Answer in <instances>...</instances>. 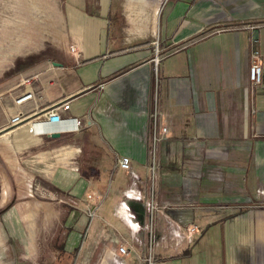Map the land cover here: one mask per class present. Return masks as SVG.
<instances>
[{"label": "crops", "instance_id": "1", "mask_svg": "<svg viewBox=\"0 0 264 264\" xmlns=\"http://www.w3.org/2000/svg\"><path fill=\"white\" fill-rule=\"evenodd\" d=\"M128 3L130 11L144 1ZM66 8L79 21L69 56H15L0 70V160L52 172L69 212L63 236L53 238L55 264H147L149 248L153 264H264V29L222 27L225 13L210 0H165L149 9L144 30L124 29L121 0ZM154 32L155 65L151 39L136 40ZM252 37L257 86L247 80ZM26 91L33 97L18 109L27 120L5 128L13 100ZM63 101L68 110L55 109ZM50 110L58 122L45 121ZM153 123L165 129L157 141ZM120 157L128 171L117 169ZM106 179L113 186L103 210L114 220L96 222L81 238L82 216L101 206L96 195ZM74 209L80 215L71 219ZM119 245L125 255H117Z\"/></svg>", "mask_w": 264, "mask_h": 264}, {"label": "rangeland", "instance_id": "2", "mask_svg": "<svg viewBox=\"0 0 264 264\" xmlns=\"http://www.w3.org/2000/svg\"><path fill=\"white\" fill-rule=\"evenodd\" d=\"M121 1L124 29L130 25L135 26V30H144V23L147 21L145 19L151 16L149 9L158 7L159 11L161 3L165 0L133 3L130 11L128 0L126 4L125 0ZM210 1L214 9L219 8L225 13L223 18L219 19L222 27L235 25L246 27L248 30L264 29V0ZM82 2L83 0H0V70L15 56L42 53L41 56L49 57L59 53L69 56L68 48L73 46L75 40L72 36L75 30L72 31L71 28L79 21L73 19L72 13L69 14L65 7L81 5ZM150 31L152 32V26ZM147 39H151L154 50L155 32L143 34L136 40ZM159 46L157 37L158 51ZM152 113L155 119L154 109ZM2 160L9 161L4 158ZM57 163L43 162L50 167H57ZM0 164V264H55L53 238L63 236L65 229L60 225L66 220L69 212L63 209V197L52 189H58L53 183L52 172H30L25 162L20 160H16L15 164L4 161L2 163L0 160ZM15 165L18 166V171L15 170ZM69 166L73 167L72 164ZM112 186L113 182L106 179L100 193L96 195L97 200L102 202L101 206L92 216L87 212L82 216L84 230L80 231L81 238L90 237L96 222L101 224L102 220H108L109 213L103 210V206L106 203V193ZM86 192H90L88 187ZM85 193L83 202L90 205L91 202L86 200ZM83 202L79 201L80 207L84 209ZM71 214V219L77 218L80 211L74 209ZM109 219L114 220L111 216ZM30 223L31 244L28 243Z\"/></svg>", "mask_w": 264, "mask_h": 264}, {"label": "built area", "instance_id": "3", "mask_svg": "<svg viewBox=\"0 0 264 264\" xmlns=\"http://www.w3.org/2000/svg\"><path fill=\"white\" fill-rule=\"evenodd\" d=\"M249 42H250V53H249V65H248V69H247V80L252 86H257L260 84V81H261V64H260V59H259V52L256 48L257 40L252 37L249 40ZM153 44H154V50H153L154 52H153L152 62L155 65L157 63L159 51L157 48V42L155 41ZM69 50H70V52H73L72 47H69ZM26 82L27 81H25L24 83H26ZM32 97H33V93L26 91V92H23L21 95H19L17 98H15L13 100V104L17 109L9 116L5 128L16 127L18 125H21L22 123H24L27 120L29 115H26L25 113H23L18 108H20L24 102L31 100ZM55 109H59L60 111L65 112L68 110V103L66 101L60 102ZM59 120H60L59 115H57V113L55 111L50 110L46 115L45 121L50 122V123H56ZM71 121L74 123L75 129H77V127L79 125V122L77 121V119H71ZM28 127H29V129H31L32 124L29 125ZM151 132H152L151 133L152 141H157V140H159V137H158L159 134H164L165 129L164 128L157 129L156 125L153 123V127H152ZM117 169L122 170V171H128L129 170V159L127 157H120L117 161ZM153 171H154V169H153V166L151 165V169H150L151 175H152ZM133 179H135L134 176H133ZM133 190L134 189L130 188L128 190L129 192L125 196L130 197L131 195H133L134 194ZM257 193L259 195L262 194L261 191H257ZM86 198H87V200L94 201V199L90 195H87ZM95 208H96V205H94V204L90 207H87L89 216H92ZM146 208H147L149 215L151 216L155 210L153 203L151 201H149L146 204ZM120 210H121L122 219L126 223L132 225L131 220H130V216L126 212L124 202L120 203ZM194 231H195L194 226L187 227V232L189 234L194 233ZM116 253L119 256L125 255L126 254V248L122 245H119L116 247ZM146 262H147V264H153L152 263V252H151L150 248L148 251Z\"/></svg>", "mask_w": 264, "mask_h": 264}, {"label": "water", "instance_id": "4", "mask_svg": "<svg viewBox=\"0 0 264 264\" xmlns=\"http://www.w3.org/2000/svg\"><path fill=\"white\" fill-rule=\"evenodd\" d=\"M53 65H55V64H53ZM52 137H57V135H52Z\"/></svg>", "mask_w": 264, "mask_h": 264}]
</instances>
